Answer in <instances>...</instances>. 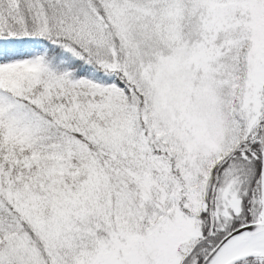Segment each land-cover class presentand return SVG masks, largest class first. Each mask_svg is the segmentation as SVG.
Returning <instances> with one entry per match:
<instances>
[{
    "label": "snow or ice",
    "instance_id": "obj_1",
    "mask_svg": "<svg viewBox=\"0 0 264 264\" xmlns=\"http://www.w3.org/2000/svg\"><path fill=\"white\" fill-rule=\"evenodd\" d=\"M0 264H264V0H0Z\"/></svg>",
    "mask_w": 264,
    "mask_h": 264
}]
</instances>
